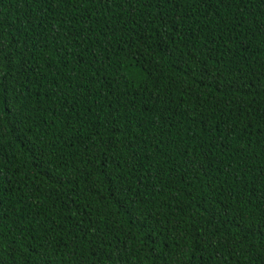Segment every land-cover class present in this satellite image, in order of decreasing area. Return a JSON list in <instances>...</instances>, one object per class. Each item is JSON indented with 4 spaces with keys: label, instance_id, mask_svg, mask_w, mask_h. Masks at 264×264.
<instances>
[{
    "label": "trees",
    "instance_id": "16d2710c",
    "mask_svg": "<svg viewBox=\"0 0 264 264\" xmlns=\"http://www.w3.org/2000/svg\"><path fill=\"white\" fill-rule=\"evenodd\" d=\"M0 264H264V0H0Z\"/></svg>",
    "mask_w": 264,
    "mask_h": 264
}]
</instances>
